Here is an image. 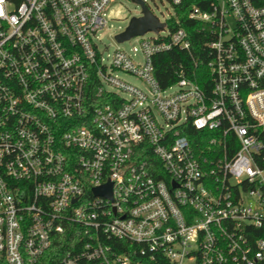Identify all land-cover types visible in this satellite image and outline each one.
<instances>
[{
	"label": "built area",
	"instance_id": "obj_1",
	"mask_svg": "<svg viewBox=\"0 0 264 264\" xmlns=\"http://www.w3.org/2000/svg\"><path fill=\"white\" fill-rule=\"evenodd\" d=\"M112 2L0 0V264H264V0L192 4L165 87L184 0L109 60Z\"/></svg>",
	"mask_w": 264,
	"mask_h": 264
},
{
	"label": "trees",
	"instance_id": "obj_2",
	"mask_svg": "<svg viewBox=\"0 0 264 264\" xmlns=\"http://www.w3.org/2000/svg\"><path fill=\"white\" fill-rule=\"evenodd\" d=\"M194 3H199V0H184L182 5L176 6L178 17L181 20L180 25L185 27L192 36L194 57L188 54L185 50L179 49H172L169 52L158 54L154 58V64L156 67V77L163 87L174 83L178 79L179 74L176 71L179 70L181 66L191 70L194 69V58H197L198 56L196 52H199L200 54L202 53L200 48H203L204 50L201 54L204 63L197 68V71L203 73L208 70L206 65L208 62V50L205 48L206 36L203 35V32L201 31L202 27L205 25L204 23L190 20L187 16L190 7ZM175 21L176 20L174 19L170 20V27L172 29L178 27V24H176ZM69 238L71 237L68 235L58 237L59 240L54 242L50 251L47 253V264H57L59 262L60 257L65 250V246H67L65 240Z\"/></svg>",
	"mask_w": 264,
	"mask_h": 264
},
{
	"label": "rangeland",
	"instance_id": "obj_3",
	"mask_svg": "<svg viewBox=\"0 0 264 264\" xmlns=\"http://www.w3.org/2000/svg\"><path fill=\"white\" fill-rule=\"evenodd\" d=\"M149 8L152 10L155 16H157L160 21L169 17L173 13V7L169 0H145ZM111 11L109 12L112 19L109 20L108 26L102 31L100 49L103 51V55L107 59H111L115 49L121 48L125 51L131 53L133 50L137 49V54L135 58L142 59L141 57V41L142 37H134L129 40L119 42L116 39L117 34L121 33L129 24L132 17L140 16L142 7L132 0H113L110 5ZM146 37L154 36L153 32H148ZM117 75L127 82L143 87L144 83L141 78L125 73L124 71L117 72Z\"/></svg>",
	"mask_w": 264,
	"mask_h": 264
},
{
	"label": "water",
	"instance_id": "obj_4",
	"mask_svg": "<svg viewBox=\"0 0 264 264\" xmlns=\"http://www.w3.org/2000/svg\"><path fill=\"white\" fill-rule=\"evenodd\" d=\"M141 5L143 16H134L130 19L128 26L119 34L116 39L119 42L129 40L137 35H142L149 30L157 31L165 26L145 5L143 0H132Z\"/></svg>",
	"mask_w": 264,
	"mask_h": 264
},
{
	"label": "snow or ice",
	"instance_id": "obj_5",
	"mask_svg": "<svg viewBox=\"0 0 264 264\" xmlns=\"http://www.w3.org/2000/svg\"><path fill=\"white\" fill-rule=\"evenodd\" d=\"M0 14H2V13H0Z\"/></svg>",
	"mask_w": 264,
	"mask_h": 264
}]
</instances>
